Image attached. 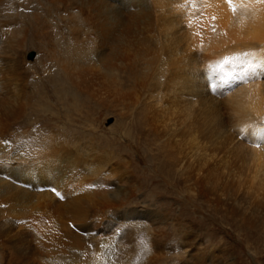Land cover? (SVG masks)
<instances>
[{"label": "rangeland", "instance_id": "374dc122", "mask_svg": "<svg viewBox=\"0 0 264 264\" xmlns=\"http://www.w3.org/2000/svg\"><path fill=\"white\" fill-rule=\"evenodd\" d=\"M145 1L170 13L139 23L142 44L119 33L116 49L84 0H0V183L18 192L0 193V264L70 253L83 264L94 253L107 264H264V70L244 78L240 54L211 49L221 22L201 0ZM63 41L87 90L59 73L58 89L41 84L52 73L41 59Z\"/></svg>", "mask_w": 264, "mask_h": 264}, {"label": "bare ground", "instance_id": "6f19581e", "mask_svg": "<svg viewBox=\"0 0 264 264\" xmlns=\"http://www.w3.org/2000/svg\"><path fill=\"white\" fill-rule=\"evenodd\" d=\"M7 1V0H6ZM86 1L85 3L88 4L90 6V10H89V17L86 18V20L88 22H90V20H92L94 28L96 29V31L100 34L101 37V43H103L104 45H108L109 47H111V45L116 46L117 49V45L119 43V33L123 32L124 30L126 31V33H129V37H132V41L135 40L136 43H139L140 40L137 38L139 31H138V26L139 23L141 22H145L148 23L149 21L151 22L152 20H154L158 15L161 16H166L168 13V11H166V9H163L162 12H158L156 13L151 6L148 5V3L145 0H84ZM222 1V0H221ZM179 2V1H178ZM201 6H203L205 8V12L206 15H213L215 16V18L218 16L217 21L220 20L221 24L220 25V32H218L216 36H218V38H215L212 42V46L211 49H213V51L217 52V49H219V52L221 54H230V53H236L237 56L238 54H240V58L237 57L236 61L238 62V64H240L241 62L244 63L245 67L248 70V65L249 63L256 65V70H258L259 72H262L264 70V57L260 54L261 52L264 53V2H257V0H233V7L235 8V11H232V9L230 8V6L224 1V2H220V0H201ZM17 3V2H16ZM157 4L159 5V1L157 2ZM6 5V4H4ZM2 6V4H1ZM16 6V5H14ZM160 6V5H159ZM4 7V6H3ZM30 8V7H29ZM161 8V6L159 7V9ZM9 11L10 9L7 8ZM6 10V9H5ZM204 13V12H203ZM158 14V15H157ZM205 15V16H206ZM169 16V15H168ZM171 17V16H170ZM212 18V17H211ZM197 24V23H196ZM129 26H133L135 31H128ZM175 26H177L176 31H179L181 24L178 20L176 19H171L169 21V29L172 30L173 28H175ZM128 29V30H127ZM196 29V27H195ZM169 31V30H168ZM197 31V30H196ZM41 32V31H40ZM198 32V31H197ZM37 33V32H36ZM35 33V34H36ZM172 33V32H171ZM194 33V32H193ZM199 33V32H198ZM165 35V34H164ZM174 35V34H173ZM176 35H179L176 33ZM188 35V34H187ZM190 35V34H189ZM201 36V35H200ZM38 37H40L38 35ZM49 38V36H47ZM46 37V38H47ZM61 37V36H60ZM155 37V36H154ZM164 37V36H163ZM178 37V36H176ZM151 38V37H150ZM162 38V37H161ZM19 39V38H18ZM149 39V38H148ZM153 39V38H152ZM50 40V39H49ZM155 40V39H154ZM157 40V39H156ZM161 40V39H160ZM159 41V40H158ZM168 41V40H167ZM179 41V40H178ZM189 39L187 40V44H188ZM49 42V41H47ZM53 42V41H52ZM69 42V41H68ZM151 42V41H150ZM175 42V41H174ZM21 40H17L16 44L17 46L21 45ZM50 43V42H49ZM141 43V42H140ZM152 43V42H151ZM158 43V42H156ZM163 43V42H162ZM190 43V42H189ZM142 44V43H141ZM159 44V43H158ZM174 44V43H173ZM171 44V45H173ZM71 45V43H70ZM73 45V44H72ZM155 45V44H154ZM161 45V43H160ZM164 46V43L162 44ZM168 45V44H167ZM135 46V44H134ZM137 46V45H136ZM175 46V45H174ZM74 47V46H73ZM138 47V46H137ZM149 47V46H148ZM152 47V46H150ZM157 47V46H156ZM160 47V46H159ZM173 47V46H172ZM51 48V46L48 47V49ZM136 48V47H134ZM161 48V47H160ZM175 48V47H174ZM123 49V48H122ZM156 49V48H155ZM162 49H164L162 47ZM210 49V47H209ZM74 50V49H73ZM101 50V49H100ZM104 50V49H103ZM121 50V49H119ZM140 50V49H139ZM148 50V49H147ZM151 50V49H150ZM54 51V50H53ZM91 51V50H90ZM134 51V50H133ZM136 51V50H135ZM152 51V50H151ZM122 52V51H121ZM138 52V51H137ZM136 52V53H137ZM148 52V51H147ZM159 52V51H158ZM80 55L82 54L79 50ZM134 53V52H133ZM135 53V54H136ZM139 53V52H138ZM137 53V54H138ZM218 53V52H217ZM219 53V54H220ZM16 54V53H15ZM76 54L78 55V52L76 51L74 53V51H72V48L66 44L65 41L61 42V44L57 47V53L54 55V53H52L51 51H49V55L44 59H41L40 64L44 67L48 66L49 70L52 72L50 76L47 77V79L43 82H41V84H45L48 83L49 86L51 85L53 88L58 89V82L57 80L54 78V76H56V74H61L60 77L62 76L63 81L66 84H69L71 86V88H73L72 90H74L76 87L78 88L79 84L82 86V88H85L86 90L88 89V86H84L83 81L82 80H77V78L79 76L74 75L73 76V65L71 63L73 57L76 56ZM114 57L117 56V53H114ZM135 56H138V55ZM140 54V53H139ZM150 54V53H149ZM157 54V53H156ZM191 54V53H190ZM197 54V53H196ZM142 55V53L140 54ZM159 55V54H158ZM58 58H57V57ZM43 57V56H42ZM130 57V55H129ZM139 57V56H138ZM156 57V56H155ZM154 57V58H155ZM218 57V56H217ZM220 57V56H219ZM227 57V56H226ZM229 57V56H228ZM39 58V57H38ZM66 58V59H65ZM153 58V59H154ZM173 58V57H172ZM212 58V57H211ZM225 58V57H224ZM118 59V58H117ZM130 59V58H128ZM134 59V58H132ZM138 59V58H137ZM141 59V58H140ZM139 59V60H140ZM192 59V58H191ZM218 59V58H217ZM223 59V58H222ZM172 60V59H171ZM175 60V59H174ZM213 60V59H212ZM226 60V59H225ZM127 61V60H126ZM135 61V59H134ZM137 61V60H136ZM141 61V60H140ZM139 61V62H140ZM150 63V60H148ZM189 61V60H188ZM223 61V60H222ZM232 61V60H230ZM75 62V61H74ZM153 62V61H152ZM157 62V61H156ZM170 63V61H167ZM213 62V61H212ZM216 62V61H214ZM221 61H218V64ZM76 63V62H75ZM101 63V62H100ZM122 63V61H121ZM131 63V62H130ZM133 63V62H132ZM135 63V62H134ZM147 63V64H149ZM119 64V63H118ZM173 64V62H172ZM216 64V63H215ZM14 65V64H13ZM128 65V64H127ZM134 65V64H133ZM153 65V64H152ZM213 65V64H212ZM212 65H210L212 67ZM135 66V65H134ZM138 66V65H137ZM151 67V65H149ZM193 66V65H192ZM209 66V67H210ZM219 66V65H218ZM225 67V66H224ZM43 68V67H42ZM120 68V67H118ZM134 68V67H133ZM139 68V67H138ZM152 68V67H151ZM216 68V67H215ZM195 69V67H194ZM34 70V69H33ZM255 70V71H256ZM142 71V70H140ZM189 72V70H186V72ZM224 71V69H223ZM78 72V70H77ZM120 72V71H119ZM130 72V71H129ZM138 72V71H137ZM185 72V74H186ZM226 72V71H225ZM240 72V71H239ZM250 73V71H248ZM49 73V72H48ZM115 73V72H114ZM196 73L198 74V72L196 71ZM219 73V72H218ZM103 74V73H102ZM112 74V73H111ZM189 74V73H188ZM262 74V73H261ZM104 75V74H103ZM136 75V74H135ZM250 76H252V74H249ZM53 76V77H52ZM73 76V77H72ZM138 76V75H137ZM198 76V75H197ZM219 76V75H218ZM240 76V75H239ZM259 74H255V77H258ZM115 77V76H114ZM132 77V76H131ZM130 78V77H129ZM137 78V77H136ZM225 78V77H224ZM107 79V78H106ZM117 79V78H116ZM114 79V80H116ZM191 79V77H190ZM195 79V78H194ZM200 79V78H199ZM197 80V79H195ZM213 80V79H212ZM248 80V79H247ZM109 81V80H108ZM135 81V80H134ZM199 81V80H198ZM205 81V79H204ZM258 81V80H257ZM200 82V81H199ZM191 82L189 81V84ZM194 83V82H193ZM204 83V82H202ZM244 83V82H243ZM258 83V82H257ZM256 82H252L248 83L250 84V87H248V90L250 91V93H257V97H259L258 91H259V87ZM135 85V84H134ZM192 85V83H191ZM196 85V84H195ZM194 86V85H192ZM249 86V85H248ZM63 87V86H62ZM61 87V88H62ZM186 89H188L189 87H191L190 85L186 84L185 85ZM60 88V89H61ZM76 88V89H77ZM243 88V87H242ZM68 89V88H67ZM70 89V87H69ZM246 89V88H245ZM82 90V89H81ZM195 90V89H194ZM193 91V90H192ZM242 91V90H241ZM59 92V90H58ZM62 92V91H61ZM87 92V91H86ZM260 92V91H259ZM68 93V92H67ZM196 93V92H194ZM238 94H241L238 93ZM262 94V93H261ZM192 95V94H190ZM244 95V94H243ZM264 95V94H263ZM66 96V95H65ZM198 96V95H197ZM245 96V95H244ZM247 97V96H246ZM254 97V95H253ZM255 98V97H254ZM244 99V97H243ZM248 97L246 98V103L248 101ZM253 99V98H252ZM251 99V100H252ZM261 99V98H260ZM245 100V99H244ZM250 100V99H249ZM236 101V100H235ZM240 101V100H239ZM244 102V101H243ZM256 102V101H255ZM239 103V102H238ZM246 103L244 105H246ZM252 103V102H251ZM258 103V101H257ZM256 103V104H257ZM252 105V104H251ZM255 105V104H253ZM249 106V105H248ZM238 112V111H237ZM244 112V111H242ZM263 112V111H262ZM254 114V113H253ZM260 114V113H259ZM240 115V114H239ZM261 115V114H260ZM263 116V115H262ZM248 117V115L246 116ZM255 117V116H254ZM243 119V118H242ZM264 121V120H263ZM250 122H248L249 124ZM150 124V123H149ZM151 125V124H150ZM252 125V124H251ZM249 125V126H251ZM246 127V126H245ZM256 127V126H255ZM263 127V126H262ZM260 141V140H259ZM42 147V146H41ZM36 148V147H35ZM34 149V148H33ZM40 149V148H39ZM256 149H254L255 151ZM39 152V151H38ZM257 153V151H255ZM26 154V153H23ZM37 155V154H36ZM43 155V154H42ZM258 155V153L256 154ZM33 159V158H32ZM70 159V157H69ZM30 160V159H29ZM32 163V162H30ZM47 166V165H46ZM28 167V166H27ZM35 167H37L35 165ZM26 168V167H25ZM49 168V167H48ZM37 169V168H36ZM71 169V168H70ZM24 170V169H23ZM31 170V169H30ZM46 170V169H45ZM72 170V169H71ZM70 170V171H71ZM26 171V170H24ZM36 171L38 170H34L30 175H32V178L35 179H31V183H37L39 186L42 185V183L46 182V180L44 179V175L41 173H37ZM84 171V170H83ZM94 171V170H93ZM23 172V171H22ZM27 172V171H26ZM23 174H25L23 172ZM70 175V174H69ZM69 175L67 176V178H69L67 180V183L70 184L72 187H74V185L77 182L76 176L78 177V175H75V173L73 172V174L71 173V177H69ZM12 176V175H11ZM23 176V175H22ZM52 176V175H51ZM47 177V175H46ZM101 176H99L100 178ZM22 178V177H21ZM21 178H16L17 180H20ZM30 178V177H29ZM66 178V179H67ZM15 179V177H14ZM55 180V179H53ZM75 180V181H74ZM8 181V180H7ZM21 181V180H20ZM24 181V180H23ZM48 182V181H47ZM75 182V183H74ZM30 183V184H31ZM52 184V182H49ZM74 183V185H73ZM126 183V182H125ZM11 184V183H10ZM9 183H5V185H1L0 183V193L2 195H6L9 193V195H16L15 197H17L18 192L15 191V188L13 190L14 185H10ZM13 184V183H12ZM101 184V183H100ZM103 184V183H102ZM81 183L79 182L77 186H75L76 188L78 186H80ZM43 186V185H42ZM47 186V185H45ZM52 186V185H51ZM54 186V185H53ZM100 186V185H99ZM105 186V185H103ZM107 186V185H106ZM124 186V185H122ZM93 187V186H92ZM101 187V186H100ZM126 186H124L125 188ZM54 188V187H52ZM95 188V187H94ZM131 188V187H130ZM59 189V188H58ZM63 189V187H62ZM128 189V188H127ZM13 190V191H12ZM85 190V189H84ZM101 192H104V188L102 189H98ZM125 190V189H124ZM123 190V191H124ZM33 191V190H32ZM49 191V190H48ZM87 191V190H86ZM112 191V190H111ZM110 191V192H111ZM122 191V193H123ZM22 192V191H21ZM47 192V191H46ZM88 192V191H87ZM127 192V191H126ZM20 193V192H19ZM23 193V192H22ZM26 193H28L26 191ZM35 193V192H34ZM65 193V192H64ZM107 193V190H106ZM130 193V192H129ZM29 194V193H28ZM44 193H39V194H35V199L33 198V200L36 199H40L42 197ZM95 194V193H94ZM110 194V193H109ZM108 194V195H109ZM32 195V194H30ZM72 195H75V192H73ZM102 195V194H101ZM107 195V196H108ZM129 195V194H128ZM105 196V194H104ZM110 196V195H109ZM117 194H113L111 197L113 199V201H118V199H122V198H118ZM100 197V194H99ZM118 199H117V198ZM124 197V196H123ZM11 198V196H10ZM19 198V197H18ZM44 198V196H43ZM126 198V197H125ZM130 198V197H129ZM128 198V199H129ZM22 199V198H21ZM34 202V201H33ZM72 203V202H71ZM122 203V202H121ZM126 203V202H125ZM35 204V203H34ZM74 204V203H73ZM123 206V205H122ZM126 206V205H125ZM127 208V207H126ZM124 209V208H123ZM118 211V210H117ZM113 213V212H112ZM154 213V211H153ZM158 213V212H157ZM133 212H127V215L130 216L132 215ZM135 214H137V212H135ZM149 214V212H148ZM154 215V214H153ZM113 217V216H112ZM163 217V215H162ZM128 218V217H127ZM119 219V218H118ZM129 219V218H128ZM155 219V218H154ZM158 219V218H157ZM125 220V219H124ZM131 220V219H130ZM111 221V220H110ZM119 221V220H118ZM42 224V223H41ZM136 224V223H135ZM140 224V223H139ZM107 226V225H106ZM125 226V224H124ZM108 227V226H107ZM141 227V226H140ZM141 229V228H140ZM143 231V230H142ZM71 236V235H70ZM75 236V235H74ZM71 239V238H70ZM74 247H78L77 244H79L76 239H73ZM72 241V240H71ZM31 242V241H30ZM68 242V239H67ZM69 243V242H68ZM70 244V243H69ZM70 244V245H71ZM65 247V246H64ZM65 250V249H64ZM85 250V249H84ZM89 250V248H88ZM108 250V249H107ZM82 251V250H81ZM86 252V251H85ZM108 253V252H107ZM50 254V253H49ZM52 254V253H51ZM95 254V253H94ZM91 256V259L88 260L87 262H85L86 264H107V261L105 260V257H99L98 254ZM68 255V259L67 260H63V255L62 254H57V257H54L51 259L50 263L51 264H83L82 260H80V258L76 257L73 254H67ZM98 255V256H97ZM85 256V255H84ZM87 256V254H86ZM24 259V258H23ZM88 259V258H87ZM49 260V259H48ZM79 262V263H78Z\"/></svg>", "mask_w": 264, "mask_h": 264}, {"label": "snow or ice", "instance_id": "6c2138e0", "mask_svg": "<svg viewBox=\"0 0 264 264\" xmlns=\"http://www.w3.org/2000/svg\"><path fill=\"white\" fill-rule=\"evenodd\" d=\"M225 2L230 6L232 11H235V8L233 7V0H225ZM257 2H264V0H257ZM212 19H215V17H213ZM214 30L215 28L213 26V31ZM255 70H256V65L249 63L247 71H250L251 73H253V75L248 76L246 72V76L244 78H255Z\"/></svg>", "mask_w": 264, "mask_h": 264}, {"label": "water", "instance_id": "95a60500", "mask_svg": "<svg viewBox=\"0 0 264 264\" xmlns=\"http://www.w3.org/2000/svg\"><path fill=\"white\" fill-rule=\"evenodd\" d=\"M34 56V52L33 51H30L29 53H28V58H32Z\"/></svg>", "mask_w": 264, "mask_h": 264}]
</instances>
